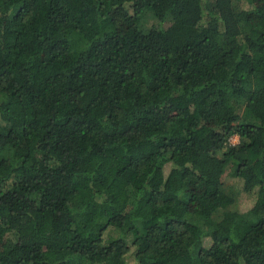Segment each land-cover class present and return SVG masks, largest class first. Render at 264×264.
I'll return each instance as SVG.
<instances>
[{
    "label": "trees",
    "instance_id": "trees-1",
    "mask_svg": "<svg viewBox=\"0 0 264 264\" xmlns=\"http://www.w3.org/2000/svg\"><path fill=\"white\" fill-rule=\"evenodd\" d=\"M0 136V264H264V0H0Z\"/></svg>",
    "mask_w": 264,
    "mask_h": 264
},
{
    "label": "rangeland",
    "instance_id": "rangeland-1",
    "mask_svg": "<svg viewBox=\"0 0 264 264\" xmlns=\"http://www.w3.org/2000/svg\"><path fill=\"white\" fill-rule=\"evenodd\" d=\"M239 17L244 20V21H247L248 23L250 24H253L254 21H255V18H254V14L247 11V10H244L242 12H240L239 14ZM121 22V20H120ZM159 23V20L154 16V14L152 13V11H148L146 14H145V17H144V20L142 21V25L146 26V27H150V26H153V25H156ZM169 21H164V24H168ZM121 30H125V25H124V22L122 21L121 22ZM193 39L196 38V34L194 33V35L192 36ZM209 123L210 124H213L214 123V120L212 119H209ZM3 140V137L0 136V142ZM239 136L238 135H233L231 138H230V141L232 143H238L239 142ZM199 145H205L206 143L204 142V140H200L197 142ZM171 167V163H167L165 165V171L168 172L169 169ZM223 179H224V182L225 184L229 185V186H234L235 189L237 190V201L236 203H234L233 207L236 208V209H239V210H246L248 209L252 204H253V197H254V192L253 191H246L244 190L243 188V180L239 177V176H236L235 173H234V169H233V165L229 164L223 174ZM219 219V217H217ZM212 226H217V224L213 223ZM211 230H214V227H209ZM109 233H112L114 235L117 234V231L113 230V229H108L106 232H105V236H107ZM128 259V262L130 264H136V262L134 261V259L131 257V255L129 257H127Z\"/></svg>",
    "mask_w": 264,
    "mask_h": 264
}]
</instances>
